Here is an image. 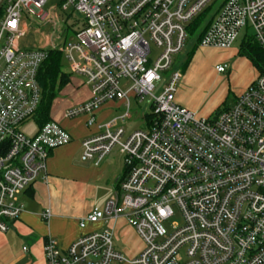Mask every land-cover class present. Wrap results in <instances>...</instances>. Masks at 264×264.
Masks as SVG:
<instances>
[{
    "label": "built area",
    "instance_id": "built-area-1",
    "mask_svg": "<svg viewBox=\"0 0 264 264\" xmlns=\"http://www.w3.org/2000/svg\"><path fill=\"white\" fill-rule=\"evenodd\" d=\"M49 0H0V232L19 220V195L48 179L50 154L73 138L50 121L28 137L22 126L42 102L39 71L48 51L24 50V16L47 22L41 9ZM63 0L84 17L83 27L68 38L63 55L71 75L91 90L87 102L68 110L66 119L94 113L110 102H125L123 114L100 126L82 143L83 161L101 165L119 148L126 172L117 193L103 209L94 208L79 222L88 225L124 219L144 244L128 260L117 252L109 229L83 235L67 250L48 238L47 264H264V72L234 104L204 118L176 103L183 76L169 78L173 57L190 37L189 28L206 11L210 17L198 42L201 48L229 50L244 31L264 51V0ZM214 7V8H213ZM14 22V23H13ZM152 45L159 51L153 57ZM227 66H218L219 74ZM164 81V82H163ZM162 90L155 95L157 86ZM122 84H127L123 90ZM149 99L144 129L127 135L131 100ZM173 223L171 231L165 224ZM50 217V212L43 214ZM26 251V249H24Z\"/></svg>",
    "mask_w": 264,
    "mask_h": 264
},
{
    "label": "crops",
    "instance_id": "crops-1",
    "mask_svg": "<svg viewBox=\"0 0 264 264\" xmlns=\"http://www.w3.org/2000/svg\"><path fill=\"white\" fill-rule=\"evenodd\" d=\"M244 41L243 39L241 44L238 46L236 44L232 49L219 50L226 59L235 58L234 70H238L243 76L242 85L235 100L259 76V71L246 57L241 55L240 50ZM216 74L218 78H221L222 74L217 72ZM185 79L186 82L189 80L188 77ZM76 87L83 89V97L71 100L67 109L55 112L53 116L50 114L51 121L60 124L68 131L73 141L68 146L50 154L47 162V181L40 179L19 195V201L24 210L19 220L7 233L0 232V264H47L44 258V246L48 238L54 240L60 249L67 250L83 235L107 228L114 233L115 249L128 260L136 258L144 249L143 242L124 219L109 226L88 225L85 230L79 227L81 219L90 214L94 208L103 209L106 202L115 196L126 168L120 149L116 155L112 151L99 166H95L91 161H83V141L100 133V126L118 118H110L112 105L123 101L107 103L96 111L94 113L96 123L91 128L87 127L89 116L83 115L87 116L85 125L87 130H79L75 126V121L81 116L66 119L65 113L90 100L91 90L83 81H76ZM77 91L79 93V90ZM175 99L181 107L196 112L204 118L212 116L218 107V104L205 105L197 101V98L193 99L179 90H177ZM45 212H50L47 220L42 217Z\"/></svg>",
    "mask_w": 264,
    "mask_h": 264
},
{
    "label": "rangeland",
    "instance_id": "rangeland-1",
    "mask_svg": "<svg viewBox=\"0 0 264 264\" xmlns=\"http://www.w3.org/2000/svg\"><path fill=\"white\" fill-rule=\"evenodd\" d=\"M63 0H49L47 4L41 9L43 15H52V18L47 22L40 20L36 15L30 17L24 16V21L28 27L27 34L20 40V47L24 50H42L50 51L54 46L62 47L66 42V36L72 37L75 32H78L84 25V17L81 14L72 12L69 10L66 13H62L59 6ZM221 0H217L214 7ZM213 7V8H214ZM60 25L61 28L65 29L67 35L58 39V30L56 25ZM205 23L202 25L204 27ZM201 28V29H202ZM244 31L239 35L237 45L241 44L244 39ZM194 39L197 37L194 35ZM192 38L187 39L184 50L173 57V65L170 71L162 74L163 78H169L174 72H181L184 80L180 81L178 89L181 93L196 99L197 101L203 102V104H218L215 109V113L220 110L231 107L234 102L236 95L242 85V74L238 70H234L235 58L226 59L222 51L209 48H201L197 45V42ZM153 57L158 56L159 51L152 45ZM221 65L227 66L226 73L222 74L221 78L217 77L216 66ZM62 70L69 72V67L65 60L62 62ZM189 78L186 82L185 78ZM76 81H83L76 75H71V83L65 87L59 94L58 98L53 102L51 108V116L55 112L67 109L71 100L82 98L84 94L83 89L76 87ZM164 82V81H163ZM157 86L155 95H158L162 90V84ZM123 90L125 91L127 84H122ZM88 88V87H87ZM79 90V93L78 91ZM87 92L89 90L86 89ZM84 90V92L86 91ZM79 97V98H78ZM132 115L130 120L126 121L123 126L127 132V135L134 131L144 129L145 118L144 116L150 112L149 99L146 98L142 103L131 100ZM125 110L124 102L112 105V111L110 118L120 117ZM214 113V114H215ZM212 114V115H214ZM87 116H81L76 119L75 126L79 130H87L85 128ZM37 130V124L34 119L28 121L22 126V132L32 137L35 135ZM113 154L116 155L119 148L113 150ZM181 216L177 209H175V217L165 224V228L171 231L173 223H180ZM142 241V240H141Z\"/></svg>",
    "mask_w": 264,
    "mask_h": 264
},
{
    "label": "trees",
    "instance_id": "trees-1",
    "mask_svg": "<svg viewBox=\"0 0 264 264\" xmlns=\"http://www.w3.org/2000/svg\"><path fill=\"white\" fill-rule=\"evenodd\" d=\"M209 17L210 11L208 10L199 16L189 28L190 34L193 37L195 35L198 42L207 28ZM204 23L205 25L202 28ZM240 51L241 55L246 57L259 71V75L264 72V51L252 38L244 41ZM48 53V58L42 65L38 75V82L42 89V102L33 119L39 129L51 121L50 114L53 102L71 82V74L62 70V53L58 50H50Z\"/></svg>",
    "mask_w": 264,
    "mask_h": 264
},
{
    "label": "snow or ice",
    "instance_id": "snow-or-ice-1",
    "mask_svg": "<svg viewBox=\"0 0 264 264\" xmlns=\"http://www.w3.org/2000/svg\"><path fill=\"white\" fill-rule=\"evenodd\" d=\"M14 23V22H13Z\"/></svg>",
    "mask_w": 264,
    "mask_h": 264
}]
</instances>
